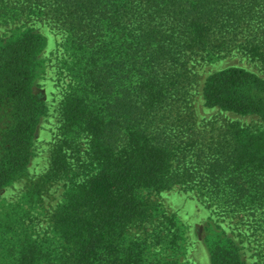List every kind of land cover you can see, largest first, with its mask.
Masks as SVG:
<instances>
[{"label": "trees", "instance_id": "trees-1", "mask_svg": "<svg viewBox=\"0 0 264 264\" xmlns=\"http://www.w3.org/2000/svg\"><path fill=\"white\" fill-rule=\"evenodd\" d=\"M32 20L67 33L74 85L44 176H72L50 215L57 240L5 243L0 264H164L157 248L174 251L178 228L142 193L172 187L212 200L257 242L249 262L224 230L210 242L211 264L264 262V129L198 119L190 93L197 57L238 52L264 65V0H0V24ZM45 43L26 28L0 44V191L34 155L46 104L33 84ZM203 98L264 122V77L245 68L210 74ZM82 134L79 171L68 150Z\"/></svg>", "mask_w": 264, "mask_h": 264}, {"label": "rangeland", "instance_id": "rangeland-1", "mask_svg": "<svg viewBox=\"0 0 264 264\" xmlns=\"http://www.w3.org/2000/svg\"><path fill=\"white\" fill-rule=\"evenodd\" d=\"M26 28L37 31L46 41L36 64L33 84V90L42 94L46 110L35 131L34 155L30 164L22 176L0 191V255L3 254L5 243L17 242L24 236L41 241L57 240L50 215L62 201L72 176L71 172L57 179L44 176L47 175L51 164L53 148L63 137L60 107L70 87L74 85L67 33L45 21L1 23L0 44L6 39L18 36ZM190 65L197 76L190 93L198 119L225 118L251 129H264V122L257 115H243L208 106L203 98L204 81L210 74L228 67H242L264 77V65L260 61L234 52L209 60L197 57ZM87 147L86 134L77 136L72 148L68 150V153L72 154L69 158L71 167L75 168L79 161L87 159ZM82 169L81 162L78 170ZM142 194L154 203L160 218L173 215L178 228V245L174 251L157 248L161 250L159 256L163 258L164 264H211L210 242L220 237L224 230L242 241L249 262L257 260V242L249 235L248 230L245 231L247 225H235V220L223 213L222 209L207 197L179 187L161 191L145 190ZM259 264L264 262L260 261Z\"/></svg>", "mask_w": 264, "mask_h": 264}]
</instances>
